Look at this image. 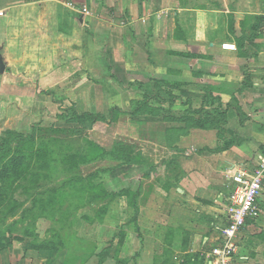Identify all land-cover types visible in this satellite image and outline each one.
Segmentation results:
<instances>
[{
	"label": "rangeland",
	"instance_id": "rangeland-1",
	"mask_svg": "<svg viewBox=\"0 0 264 264\" xmlns=\"http://www.w3.org/2000/svg\"><path fill=\"white\" fill-rule=\"evenodd\" d=\"M122 3L0 0V53L6 64L0 75V137L7 131L29 135L23 145L9 136L2 154L8 159L21 148L28 154L32 145H40L62 168L39 181L41 196L33 188L29 194L13 189V200L21 202L14 216L0 209V264H115L119 233L126 239L122 252L127 254L120 264H152L150 256L159 250L149 247L144 236L140 240L135 230L143 192L153 187L156 175L162 179L173 174L177 147L164 144H174L170 139L176 135L166 130L183 124L164 117L197 116L191 102H179L187 92L175 83V61L146 54L150 45L141 36L122 42L120 31L115 33V19L120 27L130 26ZM214 103L201 104L199 110L222 113L223 104L218 99ZM147 107L158 114L146 113ZM64 108L71 110L69 116L85 112L91 118L80 124L58 117ZM217 122L223 131L224 121ZM187 142L192 140L181 144ZM115 150L129 152L140 165L116 159ZM75 174L85 181L56 200L49 191ZM104 189L132 193L109 198L103 197ZM140 222L144 233L145 218Z\"/></svg>",
	"mask_w": 264,
	"mask_h": 264
},
{
	"label": "crops",
	"instance_id": "crops-1",
	"mask_svg": "<svg viewBox=\"0 0 264 264\" xmlns=\"http://www.w3.org/2000/svg\"><path fill=\"white\" fill-rule=\"evenodd\" d=\"M123 2L130 26L122 28L115 19L121 41L141 36L150 45L146 54L175 61V83L187 92L179 102H191L196 119L224 121L223 131L219 126L190 127L183 134L166 130L176 135L170 139L174 144H164L177 147L173 174L156 175L153 187L141 195L144 206L138 205L135 233L159 248L150 256L152 264H211L208 254L227 223L232 177L264 156V0ZM216 99L223 104L218 116L199 110ZM186 139L192 143L181 144ZM257 206V214L236 236L235 264H264V185ZM125 240L117 246L120 252ZM120 252L115 264L126 258Z\"/></svg>",
	"mask_w": 264,
	"mask_h": 264
},
{
	"label": "trees",
	"instance_id": "trees-1",
	"mask_svg": "<svg viewBox=\"0 0 264 264\" xmlns=\"http://www.w3.org/2000/svg\"><path fill=\"white\" fill-rule=\"evenodd\" d=\"M156 84L159 85V82ZM65 111H66V113H65ZM144 111L146 113H149L150 115L151 114H153V115L158 114L157 112H155L154 109L148 108V107ZM69 112H71V110L68 111L66 108H64L58 117L67 119L68 121H74L75 120L80 124L84 123L83 120L86 116H89L88 118H91L90 114H86L85 112H83L80 115H76L75 113H73V114H71V116H69V114H68ZM217 116H218V114H217ZM164 119L176 120V121L182 122L183 127L179 128V129L174 128L175 130L171 129L172 133H175V131H178V132L181 131L183 134V133H186V130L190 127H201V128L209 129V128H217L219 126L216 117L214 118V119H216V121L214 119H208V120L207 119H201V118L196 119V118H193V116H188V115L175 117V118L167 116V117H164ZM5 134H6L5 136L0 137V141H1L0 142V158L1 159L6 158V157H4V154H2L3 153L2 150H4L5 145L8 144V142H9L8 137L9 136L14 135V136L18 137L19 139L23 140L22 142H19L22 145H23L24 139L29 138V135L24 136V135H21L20 133L14 132V131H7ZM28 148H30V146H28ZM28 148H27V150H28ZM42 150L43 149H41L40 145L38 147L36 146V148L34 147V145H32L30 152L28 154L24 153L22 151V148H21V151H19L17 154H13V156L9 157L8 159L6 158L7 159L6 161H0V209L2 210V213L5 216H10V215L14 216L16 213V209L21 204V202L18 203L15 200H13V198H12L13 197L12 196L13 189H16V187H20L24 193L29 194V191L33 188L35 194H37L38 196H41L42 193L37 191V189L39 188V186L41 184L39 181L43 180V178L46 177V175H47L46 173H48V175H50L51 171H53L54 169H56V170L62 169L60 166L61 162H57L53 159L52 160L50 159V156L48 154V152H49L48 149L44 150L46 152H43ZM99 150H100L101 154L107 153V151L104 150L103 148H99ZM115 158L120 159L121 161L123 160V163H129V164L133 163V164L140 165V162H137L136 158L134 156H131V154L129 152L127 155H125V154H123V152H119V151L115 150ZM121 158H123V159H121ZM150 168H152V167H150ZM107 171H109V170H107ZM19 180H22V183L16 184L17 181H19ZM83 181H85L83 176H80L78 174L71 175V176H69V178L65 179L61 183L60 186L56 187L54 190H51L49 192H52L53 195L54 194L56 195V196H54L56 200H58L57 198L60 197L62 194L66 198L71 193L70 189H73L74 187H76L77 182L83 183ZM14 184H16V185H14ZM81 191L82 190H80V192ZM14 192H15V190H14ZM130 192H131V190H128V189L120 191V192H107L104 189L103 197L107 196L109 198H113L115 196H118L121 193L127 194ZM137 196H139V194H136L135 200H133V204L136 203ZM38 199L39 198H37V200ZM35 200L36 199H33L32 205L35 204V202H36ZM6 204H8L10 206L7 205L6 211L4 212L2 208L5 207ZM31 210H32V208H31ZM25 213H27V209H26V211L23 212V214H25ZM21 218H22V216H21ZM18 240H21V238L18 237ZM123 240H124V238L122 237V235L120 236V233H119V241H117V243L121 245L123 243ZM104 251L105 250H102L99 254L101 259H103V257H105Z\"/></svg>",
	"mask_w": 264,
	"mask_h": 264
},
{
	"label": "built area",
	"instance_id": "built-area-1",
	"mask_svg": "<svg viewBox=\"0 0 264 264\" xmlns=\"http://www.w3.org/2000/svg\"><path fill=\"white\" fill-rule=\"evenodd\" d=\"M228 197L225 213L227 223L220 234L219 243L209 252L211 264H235L238 246L236 236L247 218L258 212L257 201L264 185V156L250 168L237 171Z\"/></svg>",
	"mask_w": 264,
	"mask_h": 264
},
{
	"label": "water",
	"instance_id": "water-1",
	"mask_svg": "<svg viewBox=\"0 0 264 264\" xmlns=\"http://www.w3.org/2000/svg\"><path fill=\"white\" fill-rule=\"evenodd\" d=\"M5 67H6L5 61L0 53V75L5 72Z\"/></svg>",
	"mask_w": 264,
	"mask_h": 264
}]
</instances>
